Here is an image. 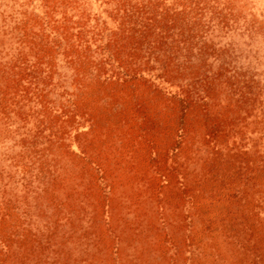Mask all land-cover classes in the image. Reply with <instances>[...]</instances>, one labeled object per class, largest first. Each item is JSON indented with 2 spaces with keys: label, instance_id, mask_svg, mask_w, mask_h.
Instances as JSON below:
<instances>
[{
  "label": "rangeland",
  "instance_id": "1",
  "mask_svg": "<svg viewBox=\"0 0 264 264\" xmlns=\"http://www.w3.org/2000/svg\"><path fill=\"white\" fill-rule=\"evenodd\" d=\"M0 264H264V0H0Z\"/></svg>",
  "mask_w": 264,
  "mask_h": 264
}]
</instances>
